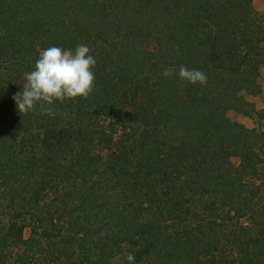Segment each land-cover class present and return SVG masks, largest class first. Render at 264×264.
Segmentation results:
<instances>
[{
    "label": "trees",
    "instance_id": "trees-1",
    "mask_svg": "<svg viewBox=\"0 0 264 264\" xmlns=\"http://www.w3.org/2000/svg\"><path fill=\"white\" fill-rule=\"evenodd\" d=\"M253 4L0 0V264H264ZM81 44L92 92L20 113L40 52Z\"/></svg>",
    "mask_w": 264,
    "mask_h": 264
},
{
    "label": "clouds",
    "instance_id": "clouds-1",
    "mask_svg": "<svg viewBox=\"0 0 264 264\" xmlns=\"http://www.w3.org/2000/svg\"><path fill=\"white\" fill-rule=\"evenodd\" d=\"M96 60L87 45H78L75 50L48 47L42 50L32 71L24 74L26 83L13 97L20 113L33 111L38 104L51 105L64 99L86 98L93 90ZM173 71L166 69L164 77ZM179 77L191 84L206 83V76L199 70L181 67ZM128 264H134L135 256L129 253Z\"/></svg>",
    "mask_w": 264,
    "mask_h": 264
},
{
    "label": "rangeland",
    "instance_id": "rangeland-1",
    "mask_svg": "<svg viewBox=\"0 0 264 264\" xmlns=\"http://www.w3.org/2000/svg\"><path fill=\"white\" fill-rule=\"evenodd\" d=\"M254 9L256 10L258 15L264 14V0H254ZM263 93L260 96L257 97H252V96H247V100L251 101L254 103L257 109L261 110L264 109V66L261 67L260 69V80H259ZM229 117L231 120L243 124L247 128H255V122L254 120L245 117L243 115H239L235 112H229ZM237 161H235L236 163ZM29 235V231L26 232V236ZM115 264H124L121 260H117Z\"/></svg>",
    "mask_w": 264,
    "mask_h": 264
}]
</instances>
